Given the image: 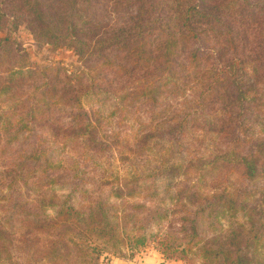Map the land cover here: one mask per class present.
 I'll use <instances>...</instances> for the list:
<instances>
[{"label": "trees", "instance_id": "16d2710c", "mask_svg": "<svg viewBox=\"0 0 264 264\" xmlns=\"http://www.w3.org/2000/svg\"><path fill=\"white\" fill-rule=\"evenodd\" d=\"M17 14L81 68H33L0 37V264H96L163 219L167 257L264 264V0H0V27ZM123 120L142 164L107 131Z\"/></svg>", "mask_w": 264, "mask_h": 264}, {"label": "rangeland", "instance_id": "374dc122", "mask_svg": "<svg viewBox=\"0 0 264 264\" xmlns=\"http://www.w3.org/2000/svg\"><path fill=\"white\" fill-rule=\"evenodd\" d=\"M4 19L5 21L2 22V25L0 27V37L7 39L8 44L16 48L20 54H25L27 62L31 67L37 68L43 67L45 65H59L64 67L69 72H75L77 69L81 68V63L78 60V57L76 56L73 48L67 43L58 44L54 46L52 44H43L37 41L34 38L33 34L28 30L26 24L22 21L19 14L4 16ZM143 114V112L140 113L139 111H137L136 115H140L141 117ZM116 116L117 115H114L113 118H116ZM257 116L258 125L255 126L254 136L256 138L259 137L264 140V130L262 128L263 122L260 120L264 118V114H258ZM144 117L145 115L142 116V119L146 121ZM139 128L140 127H138V123H136L135 120L130 123L127 120H123L122 123H113L107 126V131H117L119 134L118 139H121L118 143V146L120 147L123 146L124 143H128V145L132 147V150L127 151L126 154L129 155L128 157L131 160L135 161L137 159L139 163L142 164L144 161V155L141 152L142 147L139 146L138 148H136L134 146L135 141L136 144L138 142V138H136L135 140V137H137L141 133ZM166 131L167 132L154 136L165 137L166 135H168L167 133L169 132V129H167ZM149 146L155 148L153 142L150 143ZM69 155L67 156V161L72 160L75 155V152L72 151L69 153ZM114 166L111 168V165L108 164L106 169L98 168L95 172H93L95 174L90 173V175H92V178L97 181H101V179H106V181H112V179L116 175L120 176L121 178L129 175L123 172V167L121 166V163H117ZM119 183H121V180L113 182L112 185H102L101 187H103V189L107 191V189H111L113 187L118 186ZM140 183L142 184V181H140ZM86 185H88V183H86ZM250 185H253L254 187L264 188V179L258 178L256 180H253ZM259 193V191L256 192V199L259 198ZM129 200L130 201L127 202V205L129 206H132L135 203L144 202L145 206L148 207L150 206V203H152L150 201L146 202L145 199H140L138 197H134V199ZM111 202L115 204L113 210H115L116 212L122 209L120 207L121 204H119V201L117 199L113 198ZM164 209H166V206L164 207ZM47 212L50 214V216L52 215L50 209L47 210ZM39 213H41V211L39 209L36 210V214ZM119 213L120 212H118V214ZM171 221L163 219L160 224L151 226L152 236L149 238L145 245L133 248H130L129 246H122L120 248L119 253L114 251L100 252L96 264H186L175 256L167 257V255L162 254L159 248L155 246V243L153 241L155 233L158 232L159 235L160 233H164L165 231H167L168 228L172 225Z\"/></svg>", "mask_w": 264, "mask_h": 264}, {"label": "crops", "instance_id": "0c3cea01", "mask_svg": "<svg viewBox=\"0 0 264 264\" xmlns=\"http://www.w3.org/2000/svg\"><path fill=\"white\" fill-rule=\"evenodd\" d=\"M142 264H149V263H142ZM151 264H155V263H151Z\"/></svg>", "mask_w": 264, "mask_h": 264}]
</instances>
